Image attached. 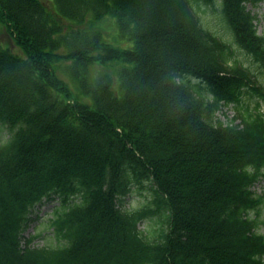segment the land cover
I'll use <instances>...</instances> for the list:
<instances>
[{
	"label": "trees",
	"instance_id": "obj_1",
	"mask_svg": "<svg viewBox=\"0 0 264 264\" xmlns=\"http://www.w3.org/2000/svg\"><path fill=\"white\" fill-rule=\"evenodd\" d=\"M262 1L0 0L18 50L0 43V264H264V35L247 9ZM108 15L130 48L103 41ZM110 62L117 89L96 71ZM132 187L150 195L124 210ZM54 200L33 246L31 213Z\"/></svg>",
	"mask_w": 264,
	"mask_h": 264
},
{
	"label": "rangeland",
	"instance_id": "obj_2",
	"mask_svg": "<svg viewBox=\"0 0 264 264\" xmlns=\"http://www.w3.org/2000/svg\"><path fill=\"white\" fill-rule=\"evenodd\" d=\"M248 10H251L253 14L256 15V26L257 31L259 34L264 35V1L262 3H259L257 5H248ZM199 17L201 20V23L206 29H209L211 32L216 33L219 37H224V40L227 39V33L224 23L221 20V14L215 11H212L210 8H202V11L199 12ZM99 25L104 29L103 31V41L106 42L108 45L110 44L112 47H115L117 49H127L132 46V42L119 37L118 35V29L115 24L114 17L108 15L104 16L101 21L99 22ZM0 43H2L4 46H8L11 48L14 52L18 53V50L12 42V39L9 38V36L6 34V32L3 31V29L0 28ZM245 57H240V61L243 63L245 62ZM118 65H121L122 63H116V62H110L109 64H106L100 68H96V71H108L110 74H112V77L114 76V88L117 89L118 86V78H117V72L114 71V69ZM253 76L255 79V82L257 85H260L264 88V69H256L253 68ZM255 98V99H254ZM258 98L257 97H245L243 98L242 104H249L251 107L255 105V102ZM238 108V107H237ZM235 106L228 105L223 106V108L220 109V111L216 114V117L219 121L223 123H229L230 120L234 118L236 115L237 109ZM260 108L264 112V100L260 101ZM9 137V131L6 126L0 125V145L3 144V142ZM253 191L258 196L264 197V176H262L259 181L254 185ZM150 195V191L147 190V187L144 188H137L132 187L129 191V194H127V197H125L122 200V209L124 210H133L139 208V206L145 201H147L148 197ZM57 205V201H45L39 206H36L35 209L32 211V218L34 220L29 224V227L26 229L23 236L27 238L30 235H38L35 239L34 245L41 246L44 244V239H46L50 235V229H47V221L50 220L51 213L53 208ZM251 215L253 216V212H251ZM259 216H260V225L258 227V230L260 233H264V204L260 207L259 210ZM154 227H156L155 219H145L140 223V228L147 231L151 230Z\"/></svg>",
	"mask_w": 264,
	"mask_h": 264
}]
</instances>
